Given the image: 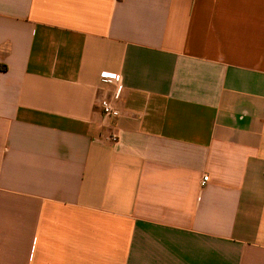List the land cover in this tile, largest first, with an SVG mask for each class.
<instances>
[{
	"label": "crops",
	"instance_id": "0c3cea01",
	"mask_svg": "<svg viewBox=\"0 0 264 264\" xmlns=\"http://www.w3.org/2000/svg\"><path fill=\"white\" fill-rule=\"evenodd\" d=\"M0 264H264V0H0Z\"/></svg>",
	"mask_w": 264,
	"mask_h": 264
},
{
	"label": "built area",
	"instance_id": "2783aa9c",
	"mask_svg": "<svg viewBox=\"0 0 264 264\" xmlns=\"http://www.w3.org/2000/svg\"><path fill=\"white\" fill-rule=\"evenodd\" d=\"M100 81L106 85L113 87L112 100L104 99L99 102V108L103 116L107 119H112L118 116V110L115 106V102L120 97V77L117 74L103 72L100 74ZM110 140L115 142L117 140L116 135H111ZM208 182V177L204 176L201 180V187Z\"/></svg>",
	"mask_w": 264,
	"mask_h": 264
}]
</instances>
